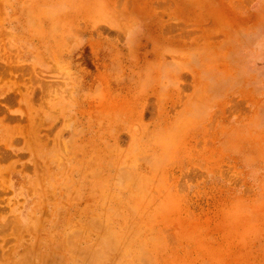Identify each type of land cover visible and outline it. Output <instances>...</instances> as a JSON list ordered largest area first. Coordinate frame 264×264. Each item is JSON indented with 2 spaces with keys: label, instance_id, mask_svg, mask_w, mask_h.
I'll return each instance as SVG.
<instances>
[{
  "label": "rangeland",
  "instance_id": "1",
  "mask_svg": "<svg viewBox=\"0 0 264 264\" xmlns=\"http://www.w3.org/2000/svg\"><path fill=\"white\" fill-rule=\"evenodd\" d=\"M0 264H264V0H0Z\"/></svg>",
  "mask_w": 264,
  "mask_h": 264
}]
</instances>
